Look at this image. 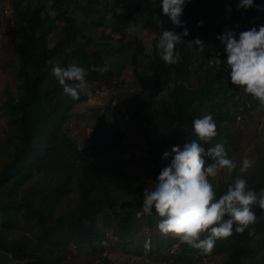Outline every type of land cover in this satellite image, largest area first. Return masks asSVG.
Here are the masks:
<instances>
[{
  "label": "trees",
  "instance_id": "obj_1",
  "mask_svg": "<svg viewBox=\"0 0 264 264\" xmlns=\"http://www.w3.org/2000/svg\"><path fill=\"white\" fill-rule=\"evenodd\" d=\"M44 1L51 2L53 15ZM86 1L87 7L83 0H12L11 3L10 32H14L18 24L25 30L18 43V94L7 102L13 150L0 167V219L4 226L19 221L31 225L35 239L28 246L20 240L0 236V264H57L54 252L69 245L90 247L101 254L104 247L100 243L109 235L125 242L160 218L154 209L151 216L143 213V196L125 197L108 179L103 159L110 152V143L119 144L124 137L117 124L109 125L100 119L92 130L90 142L82 149L77 148L64 127L70 108L84 99L83 89L78 100L71 99L50 74L51 68L67 67L76 61L86 70L87 86L116 87L115 74L105 67V55L113 48V37L102 31L108 23L119 36V48L132 49L130 65L137 79H141L139 68L144 58L148 61L145 68L151 74L150 89L141 86L124 97L123 102L139 128L153 163V178L156 179L170 162V158H161L165 150L170 151L172 146L182 148L197 138L192 130V122L197 118L211 115L216 123L217 136L211 144L202 145L206 150L223 143L229 157L236 146L231 126L235 113L245 108L247 94L244 91L241 94L243 89L230 82L229 69L224 62L227 55L216 37L226 29L242 32L264 25V10L256 8H264V0H254V6L247 10H238L239 0H190L180 17L183 27H175L162 15L160 0H122V10L119 0L111 3L102 0L101 8H107L105 16L99 15L96 21L85 17L79 20L74 15L76 12L85 16L96 11L90 7L95 0ZM121 18L127 25L140 23L152 35L154 46L150 55L145 52L143 39H124ZM159 20H163L162 26ZM164 29L177 34L187 29L189 33L182 36L184 42L176 46L181 59L175 65H166L159 56L156 41ZM54 32H57L56 40L51 43ZM196 39L205 44L202 52L197 50V45L189 43ZM209 41L217 43L214 50L206 45ZM217 58L222 62L217 63L214 60ZM163 91L166 98L158 104L157 96ZM70 153H75L78 159V200L75 210L56 213L58 198L70 190L67 177L46 184L26 183L34 172L65 163V156ZM205 161L206 165L212 162L209 157H205ZM228 184L230 182L224 187L214 186L217 196L226 191ZM248 188L259 192L264 188V178ZM253 210L257 220L264 214L258 206ZM251 227L254 229L251 236L248 231L234 232L227 239L216 240L210 254L226 253L225 264L255 262L258 259L256 242L264 225L256 222ZM178 246L177 260L190 259L197 253L204 255L182 241Z\"/></svg>",
  "mask_w": 264,
  "mask_h": 264
},
{
  "label": "rangeland",
  "instance_id": "obj_2",
  "mask_svg": "<svg viewBox=\"0 0 264 264\" xmlns=\"http://www.w3.org/2000/svg\"><path fill=\"white\" fill-rule=\"evenodd\" d=\"M34 2L35 0H30ZM82 1V0H81ZM88 3L86 0H83ZM102 0H95L91 4V9L96 11L88 12L82 16L79 11L74 15L79 20L85 17L86 20L94 19L96 21L99 15H104L105 10L100 6ZM111 3L113 0H105ZM12 0H0V167L2 163L9 158L13 147L10 142L11 130L9 127L7 102L10 98H15L18 94V80L16 78L18 68V43L24 33L25 27L18 24L14 32H10L9 19L13 17ZM82 3V2H81ZM44 6L51 15L54 12L49 6L50 1H44ZM11 8V14L4 13L5 7ZM103 7V4H102ZM111 7V4L108 6ZM104 8V7H103ZM97 17V18H96ZM252 21L248 23L251 24ZM139 27L124 29L125 37L132 41L133 37H141L144 42L145 52L150 55L153 52V42L150 35ZM234 27V26H233ZM232 29H235V27ZM58 30V29H57ZM130 31V32H129ZM57 32L51 34L50 42L56 40ZM239 34H236V38ZM111 50L105 55V67L109 68L115 74L117 81L116 87H109L108 91L103 90L95 97L94 102H88L86 98L75 102L68 112V118L64 123L66 132L71 136L78 149H82L91 140L92 130L99 120H104L107 124H117L124 137L121 143H110V152L104 157L103 164L106 166L108 179L117 187L119 193L125 197L143 196L145 188H152L151 181L155 178L151 175L152 161L147 153L143 140L140 135L136 122L131 118L130 113L124 106V97L130 96L141 86L150 89L151 74L145 68L147 58H144L139 68L140 80L133 75L130 65V56L132 49H120L119 37L114 35ZM97 38V37H96ZM109 41V40H108ZM158 44V41H156ZM204 44V43H203ZM217 44V43H216ZM216 44L208 42L206 45L214 50ZM205 46V44H204ZM159 50V49H158ZM218 53V51H217ZM89 87L82 90L83 93L89 91ZM243 90L241 91L242 94ZM165 92L157 96L158 104L165 100ZM245 108L235 113V122L231 126L235 132L236 146L229 155V159L237 164V168L227 176L221 172L218 178H209L214 186L227 185L237 176H242L247 180L248 186L264 178V106L253 100L250 95H245ZM98 115V118L95 116ZM65 163L34 172L26 184H46L54 182L57 178L67 177V194L58 198L56 203V213L75 210L78 200L77 175L79 173L78 159L75 153L66 154ZM243 159L253 161V167L247 173L241 174L239 168ZM161 217L154 221V224L138 232L137 236L125 242L116 241L109 235L108 239L102 240V253L92 251L90 247H75L69 245L60 251H55L54 256L57 264H225L226 253L193 255L187 260H177L178 245L181 240L169 235H163L159 232L157 224ZM264 225V214L257 220ZM34 229L31 225L19 221L11 226H4L0 219V236L8 239H17L26 245H31L35 239ZM148 237H151L148 238ZM260 238L256 242V252L258 259L251 264H264V230L258 235ZM153 239V242H152ZM173 251V252H172ZM177 261V262H175ZM12 264V263H10Z\"/></svg>",
  "mask_w": 264,
  "mask_h": 264
},
{
  "label": "clouds",
  "instance_id": "obj_3",
  "mask_svg": "<svg viewBox=\"0 0 264 264\" xmlns=\"http://www.w3.org/2000/svg\"><path fill=\"white\" fill-rule=\"evenodd\" d=\"M187 2L190 0H160L159 7L162 15L175 27H183L180 17ZM118 6L122 10L124 2L119 0ZM253 6L254 0H239L237 8L247 10ZM256 8L257 11L264 10L261 6ZM156 18L154 14V19ZM120 21L125 26L124 29L140 25H127L123 18ZM158 22L161 26L164 23L163 20ZM199 24L202 25V22ZM107 25L102 31L113 37V40L115 33L110 24ZM237 33L239 36L236 38ZM188 34L187 29L181 34L173 30H162L157 48L160 59L166 65H175L180 61L181 55L176 46L182 44L184 41L181 37ZM216 39L224 46L227 55L224 62L229 69L230 82L264 106V25L242 32L239 29H226ZM189 43L197 45L200 52L204 50L205 46L199 39ZM214 60L222 62L218 58ZM50 74L62 86L63 93L73 100H78L80 90L87 87L86 70L76 61H72L67 67L53 66ZM192 130L196 139L185 143L182 148L172 146L170 151L163 152L161 158H170V162L160 170L155 181H151L152 188L143 190L142 211L151 216L154 209L162 218L157 224L161 234H171L201 250L203 254H210L218 239H227L234 232L243 234L248 231L250 236L254 234L251 226L257 222V216L253 209L258 206L264 210V188L259 192L249 189L247 180L237 176L228 184L226 191L217 196L209 178H218L221 172L231 177L237 164L227 157L223 143H216L207 150L202 146L211 144L217 136L216 123L211 115L195 119ZM205 157L211 158L212 162L206 165ZM252 167V160L243 159L239 172L247 173Z\"/></svg>",
  "mask_w": 264,
  "mask_h": 264
},
{
  "label": "built area",
  "instance_id": "obj_4",
  "mask_svg": "<svg viewBox=\"0 0 264 264\" xmlns=\"http://www.w3.org/2000/svg\"><path fill=\"white\" fill-rule=\"evenodd\" d=\"M3 12L4 13H8L9 12L7 15H10L11 14V8H10V11H9V8L7 6V7H5L3 9ZM113 82H116V80L114 79ZM87 87L90 88L89 91L87 93L85 92L83 94H84V98H86V100L88 102H94V100H95L94 96H97L100 93V91H103V90L108 91L110 89L109 87H103V88H93V87H90V86H87ZM112 87H114V86H112Z\"/></svg>",
  "mask_w": 264,
  "mask_h": 264
}]
</instances>
